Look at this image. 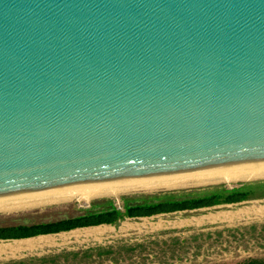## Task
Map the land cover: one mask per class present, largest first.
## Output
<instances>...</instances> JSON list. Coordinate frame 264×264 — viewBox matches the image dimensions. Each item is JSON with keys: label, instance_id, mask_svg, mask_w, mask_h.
Masks as SVG:
<instances>
[{"label": "water", "instance_id": "1", "mask_svg": "<svg viewBox=\"0 0 264 264\" xmlns=\"http://www.w3.org/2000/svg\"><path fill=\"white\" fill-rule=\"evenodd\" d=\"M264 168V0H0V205Z\"/></svg>", "mask_w": 264, "mask_h": 264}, {"label": "rangeland", "instance_id": "2", "mask_svg": "<svg viewBox=\"0 0 264 264\" xmlns=\"http://www.w3.org/2000/svg\"><path fill=\"white\" fill-rule=\"evenodd\" d=\"M241 189L250 191L248 200L241 203L125 219L115 228L102 227L101 245L105 247L100 253L95 250L88 264H264V179L129 192L0 212V227L54 222L110 204L121 210L125 204L168 193L183 196Z\"/></svg>", "mask_w": 264, "mask_h": 264}, {"label": "trees", "instance_id": "3", "mask_svg": "<svg viewBox=\"0 0 264 264\" xmlns=\"http://www.w3.org/2000/svg\"><path fill=\"white\" fill-rule=\"evenodd\" d=\"M249 195V190L242 189L224 193L184 194L183 196L168 193L159 197H152L143 202L125 204L121 210L110 204L105 209L85 211L80 215L54 222L0 227V240L24 239L100 225H117L125 219L194 211L223 204H237L248 200Z\"/></svg>", "mask_w": 264, "mask_h": 264}, {"label": "crops", "instance_id": "4", "mask_svg": "<svg viewBox=\"0 0 264 264\" xmlns=\"http://www.w3.org/2000/svg\"><path fill=\"white\" fill-rule=\"evenodd\" d=\"M116 226L100 225L24 239L0 240L3 242L0 245V264H88L93 252L100 253L105 247L101 245V234L105 230L100 228Z\"/></svg>", "mask_w": 264, "mask_h": 264}, {"label": "bare ground", "instance_id": "5", "mask_svg": "<svg viewBox=\"0 0 264 264\" xmlns=\"http://www.w3.org/2000/svg\"><path fill=\"white\" fill-rule=\"evenodd\" d=\"M263 179H264V168H260V169H253V170H246L239 172H231V173H224V174H217L210 176L144 184V185L116 188L110 190L0 205V212H11L16 210L29 209L43 205L64 203L69 201L87 202L95 198L117 196L119 194L129 193V192H151L156 190H172V189H179L186 187H196V186L213 185L220 183L231 184L236 182H249L253 180H263Z\"/></svg>", "mask_w": 264, "mask_h": 264}]
</instances>
